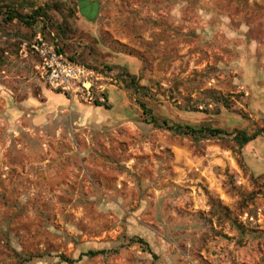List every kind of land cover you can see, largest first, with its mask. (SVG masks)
<instances>
[{
  "label": "rangeland",
  "instance_id": "obj_1",
  "mask_svg": "<svg viewBox=\"0 0 264 264\" xmlns=\"http://www.w3.org/2000/svg\"><path fill=\"white\" fill-rule=\"evenodd\" d=\"M38 35L113 99L50 91L23 52ZM27 256L264 264V0H0V264Z\"/></svg>",
  "mask_w": 264,
  "mask_h": 264
},
{
  "label": "built area",
  "instance_id": "obj_2",
  "mask_svg": "<svg viewBox=\"0 0 264 264\" xmlns=\"http://www.w3.org/2000/svg\"><path fill=\"white\" fill-rule=\"evenodd\" d=\"M53 43L38 35L23 47L24 53L28 49L36 56V71L43 84L67 100L104 106L107 91L115 84L111 74L70 61Z\"/></svg>",
  "mask_w": 264,
  "mask_h": 264
},
{
  "label": "trees",
  "instance_id": "obj_3",
  "mask_svg": "<svg viewBox=\"0 0 264 264\" xmlns=\"http://www.w3.org/2000/svg\"><path fill=\"white\" fill-rule=\"evenodd\" d=\"M42 9H38L35 10L31 13V15L29 17H27L28 19H30V22H26L23 21L26 25L31 26L32 22H34L35 20H39V19H44L45 18V14L42 13ZM6 18L11 21L13 19L19 18V20H22V17L18 15V17L13 13V12H9L6 15ZM46 20V19H44ZM70 61H73L72 59H69ZM143 108V112L146 115H149L148 111L145 109V107L142 105ZM151 120L154 124H157L155 119L153 117H151ZM161 125L163 126V128H165L166 130L170 131V132H174V133H178V134H184V135H206V136H210V137H220L225 135V132L222 129H217V128H210V127H200L199 129H195L192 128L188 125H181V124H175V125H170L167 121L163 120L161 122ZM260 133H255L253 135L248 136L245 132L240 131L237 132L234 136V141L235 143L239 146V147H243L246 144H248L249 142L253 141ZM100 252H89L87 255L88 256H95L96 254H99ZM32 259L31 256H27V257H23L20 264L23 263H27ZM60 259L63 262L72 264L75 261L72 259H68L66 257L61 256Z\"/></svg>",
  "mask_w": 264,
  "mask_h": 264
},
{
  "label": "crops",
  "instance_id": "obj_4",
  "mask_svg": "<svg viewBox=\"0 0 264 264\" xmlns=\"http://www.w3.org/2000/svg\"><path fill=\"white\" fill-rule=\"evenodd\" d=\"M111 90V87H109V90L107 91V100L110 99L111 97V100L113 99V96L115 95L113 93V91H110ZM59 96V95H58ZM110 101V100H109ZM98 108H101V107H98Z\"/></svg>",
  "mask_w": 264,
  "mask_h": 264
}]
</instances>
